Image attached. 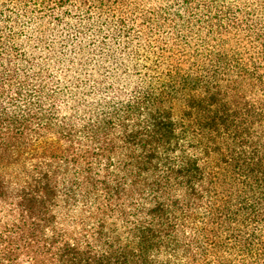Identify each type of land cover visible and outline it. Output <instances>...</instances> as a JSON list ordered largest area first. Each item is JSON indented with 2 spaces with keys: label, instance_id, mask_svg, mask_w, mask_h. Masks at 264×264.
I'll use <instances>...</instances> for the list:
<instances>
[{
  "label": "trees",
  "instance_id": "obj_1",
  "mask_svg": "<svg viewBox=\"0 0 264 264\" xmlns=\"http://www.w3.org/2000/svg\"><path fill=\"white\" fill-rule=\"evenodd\" d=\"M0 264H264V0H0Z\"/></svg>",
  "mask_w": 264,
  "mask_h": 264
}]
</instances>
